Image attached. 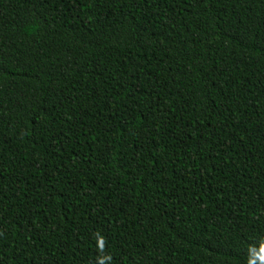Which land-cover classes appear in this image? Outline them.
Returning a JSON list of instances; mask_svg holds the SVG:
<instances>
[{
  "label": "trees",
  "instance_id": "trees-1",
  "mask_svg": "<svg viewBox=\"0 0 264 264\" xmlns=\"http://www.w3.org/2000/svg\"><path fill=\"white\" fill-rule=\"evenodd\" d=\"M0 264H264V0H0Z\"/></svg>",
  "mask_w": 264,
  "mask_h": 264
}]
</instances>
